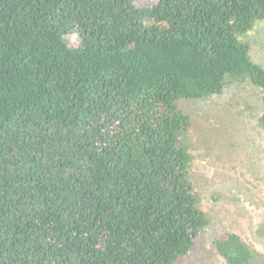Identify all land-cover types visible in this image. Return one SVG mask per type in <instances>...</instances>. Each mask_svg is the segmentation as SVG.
Instances as JSON below:
<instances>
[{
  "label": "trees",
  "instance_id": "1",
  "mask_svg": "<svg viewBox=\"0 0 264 264\" xmlns=\"http://www.w3.org/2000/svg\"><path fill=\"white\" fill-rule=\"evenodd\" d=\"M262 21L264 0H0V264L189 258L209 217L182 102L251 83L264 133ZM213 248L252 258L234 233Z\"/></svg>",
  "mask_w": 264,
  "mask_h": 264
},
{
  "label": "rangeland",
  "instance_id": "2",
  "mask_svg": "<svg viewBox=\"0 0 264 264\" xmlns=\"http://www.w3.org/2000/svg\"><path fill=\"white\" fill-rule=\"evenodd\" d=\"M150 0H136L147 4ZM66 40V39H65ZM251 60L264 69V21L243 39ZM75 45V37H67ZM192 117L189 142L191 178L209 225L194 253L179 264H224L213 239L234 233L252 253L249 264H264V133L259 88L251 83L226 86L209 99L183 101Z\"/></svg>",
  "mask_w": 264,
  "mask_h": 264
}]
</instances>
